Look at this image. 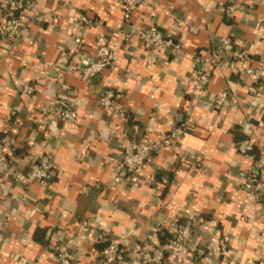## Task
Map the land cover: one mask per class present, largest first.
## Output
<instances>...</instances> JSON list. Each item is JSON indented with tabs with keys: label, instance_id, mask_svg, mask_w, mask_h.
I'll list each match as a JSON object with an SVG mask.
<instances>
[{
	"label": "crops",
	"instance_id": "1",
	"mask_svg": "<svg viewBox=\"0 0 264 264\" xmlns=\"http://www.w3.org/2000/svg\"><path fill=\"white\" fill-rule=\"evenodd\" d=\"M230 3L232 17L224 13ZM36 5L45 13L27 14L14 42L0 36V135L13 166L10 176H0V264H59L55 247L70 253V264H97L109 241L127 251L158 247L186 220L193 222L194 250L175 251L161 264L264 259V197L244 188L258 170L236 148L253 136L262 144L253 155L264 156V82L250 93L252 81L217 67L199 98L188 91L200 68L195 55L216 58L223 36L247 51L250 65L264 66V0H142L130 23L172 37L178 52L146 51L123 23L121 0ZM76 15L96 24L74 22ZM100 46L117 52L112 67L88 80L64 74L74 55L90 62ZM60 78L77 112L69 124L38 110ZM26 82L32 94L22 92ZM105 89L115 92L123 112L101 109ZM220 90L227 98L216 105ZM184 123L189 130L174 147L156 148L129 183L114 181L123 139L152 140ZM44 154L53 158V175L44 186L27 185L30 166ZM123 264L142 263L129 254Z\"/></svg>",
	"mask_w": 264,
	"mask_h": 264
},
{
	"label": "built area",
	"instance_id": "2",
	"mask_svg": "<svg viewBox=\"0 0 264 264\" xmlns=\"http://www.w3.org/2000/svg\"><path fill=\"white\" fill-rule=\"evenodd\" d=\"M122 18L124 25L129 27L130 32L141 43L146 51H153L158 48H170L174 51H180L179 44L170 36L163 34L157 28L143 27L130 23V18L134 9L142 0H121ZM235 6L227 4L224 7V13L232 17L235 14ZM0 11L4 13V22L0 26V36L8 41L14 42L20 35L23 27V19L27 14H44L43 9H39L36 0H0ZM74 22H79L84 26L95 25L96 21L89 19L84 15H76L72 18ZM76 44L80 43V38L74 39ZM117 52L107 46H100L95 57L90 62L73 56L64 67V74L74 73L82 80H88L91 77L101 73L104 69L110 68L115 64ZM249 55L243 48L236 46L230 37L223 36L219 38V53L216 58L195 55L194 61L200 63V68L194 73L192 90L199 98L205 92L211 81L213 68L222 67L232 74H235L240 81L249 79L253 83L248 85L250 93H256L257 83L264 82V66L254 67L249 64ZM69 88L68 84L60 78L56 94L49 98L46 104L40 107L39 112L48 120L59 121L62 124L73 123L77 118V112L72 102L66 96L65 91ZM34 90L30 82L22 85V92L32 94ZM227 98V91L220 90L214 102L216 105L224 104ZM98 104L102 110L119 114L123 112L122 106L117 101V96L112 89H105L98 98ZM189 130L186 123L172 127L169 131L163 132L155 139L145 140L142 138L123 139L119 143L121 158L116 165L117 174L114 177L115 182L129 183L135 175L138 168L147 164L152 159L153 151L158 147H174ZM260 141L253 136H244L237 141V151L251 155L254 160V166L258 174L249 178L244 184L247 192L255 197H264V156L255 157L253 151L261 147ZM53 158L49 154L41 155L32 163L26 176V183L33 182L46 185L53 175ZM13 173V166L6 151V138L0 135V176H10ZM100 240L106 238L105 233L99 234ZM219 246L224 251L226 243L219 242ZM195 247L193 236V222L186 220L177 223L172 227L171 237L162 245L151 248L147 244L124 248L115 242L109 241L102 248L97 264H123L125 258L131 255H138L142 264H161L166 256L175 251L192 252ZM56 257L59 264H70L71 255L65 249L55 247ZM254 264H264V259H258Z\"/></svg>",
	"mask_w": 264,
	"mask_h": 264
}]
</instances>
